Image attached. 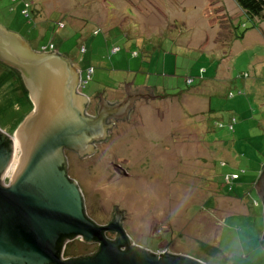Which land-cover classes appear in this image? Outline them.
<instances>
[{
  "label": "rangeland",
  "instance_id": "1",
  "mask_svg": "<svg viewBox=\"0 0 264 264\" xmlns=\"http://www.w3.org/2000/svg\"><path fill=\"white\" fill-rule=\"evenodd\" d=\"M248 25L233 0H0V26L36 47L52 44L76 75L92 70L77 87L92 95L88 114L99 93L123 102L130 82L131 92L158 96L134 99L92 155L62 150L95 224L116 206L132 244L152 253L264 264L254 189L264 164V21L243 33ZM32 108L0 64V133L12 138ZM79 239L63 243L62 259L97 250Z\"/></svg>",
  "mask_w": 264,
  "mask_h": 264
},
{
  "label": "water",
  "instance_id": "2",
  "mask_svg": "<svg viewBox=\"0 0 264 264\" xmlns=\"http://www.w3.org/2000/svg\"><path fill=\"white\" fill-rule=\"evenodd\" d=\"M0 62L20 73L33 104L12 135L20 156L8 185L1 178L12 156V138L0 133V264H202L167 249L155 254L130 243L121 228L124 211L116 206L109 224L96 225L85 215L76 183L66 176L63 148L75 149L80 158L92 155V144L105 138L108 118L127 121L139 97L136 86L131 92L126 86L131 82L124 84L125 98L119 103H107L99 93V116L90 118L83 115L86 99L77 92L79 77L60 54L36 53L0 26ZM141 92L145 99L158 97L152 89ZM254 189L262 206L258 244L264 253V164ZM106 232L117 233V240L106 239ZM72 238L95 241L98 251L63 260V243Z\"/></svg>",
  "mask_w": 264,
  "mask_h": 264
},
{
  "label": "flooded vegetation",
  "instance_id": "3",
  "mask_svg": "<svg viewBox=\"0 0 264 264\" xmlns=\"http://www.w3.org/2000/svg\"><path fill=\"white\" fill-rule=\"evenodd\" d=\"M22 39V38H21ZM22 41H24L29 47H30V49L32 50V49H34V44H32V42L31 41H26V40H24V39H22ZM43 46H45V45H43ZM42 46V44L41 45H39V48H40V50H41V48L43 47ZM57 53L56 51H54V49H52L51 51H48V50H46V51H43V50H41V52H39V53H42V54H49V53ZM0 64L1 65H3V66H5V68L6 69H9V71H11L12 70V72L13 73H15L20 79H21V81H22V78H21V75H20V73L17 71V70H15V69H13V68H10V67H8L6 64H4V63H1L0 62ZM78 77H79V75H78ZM22 83H23V81H22ZM23 85H24V83H23ZM25 86V85H24ZM136 90H135V94H137V96H141L140 94H142V92L141 91H145V90H147V91H149V89L146 87H141V86H137L136 88H135ZM143 89V90H142ZM81 95V94H80ZM91 96L92 95H90V96H86V95H84V97L86 98V102L84 103V113H85V115L87 116V117H96L97 115L99 116V112H98V110H99V107H98V102H97V104H94V106H93V111H94V114H88V109H89V101H91ZM99 99H100V97H99ZM99 99H97V101H99ZM93 100H94V98H93ZM33 109V108H32ZM116 122H117V119H114V117L113 118H110V119H107V130L105 131V138L103 139V140H99V141H97V143H102V141H104L105 139H106V137H107V134H109V132H108V130H110L111 128H113L115 125H116ZM93 144H96V142L95 143H93ZM63 150H64V153H66V152H72V153H74L76 150L75 149H72V148H63ZM76 153V152H75ZM66 159V158H65ZM67 167H69L68 166V163H66V170H67ZM68 179H70L69 177H68ZM113 219V218H112ZM112 219L107 223V224H109L111 221H112ZM92 221V220H91ZM93 222V221H92ZM94 223V222H93ZM97 225V224H96ZM107 233V232H106ZM106 233H104V236H105V234ZM111 234H114V236H115V239H114V241H116L117 240V233H113V232H111ZM128 237V239H129V241H130V243H131V240H130V237L129 236H127ZM68 239H66V241H67ZM91 243H95V244H97V250L93 253V254H91V255H89V256H92V255H94L97 251H98V248H99V244L97 243V242H95V241H92ZM63 260H66V259H63Z\"/></svg>",
  "mask_w": 264,
  "mask_h": 264
},
{
  "label": "trees",
  "instance_id": "4",
  "mask_svg": "<svg viewBox=\"0 0 264 264\" xmlns=\"http://www.w3.org/2000/svg\"><path fill=\"white\" fill-rule=\"evenodd\" d=\"M233 1L240 8V10L242 11V15L244 16V18L249 23L248 27L244 28L243 33L248 31V30L256 28L257 24L264 21V0H233ZM234 34H235V38H237V39L238 38L241 39L243 37L242 33L240 34V37H238L236 35L237 32L236 33L234 32ZM16 77H18V76L16 75ZM18 79L21 81V79L19 77H18ZM23 93H24V95L21 98H23L26 103L30 104L26 93L25 92H23ZM224 176L228 177L227 174ZM61 246H62V244L59 245V250H60Z\"/></svg>",
  "mask_w": 264,
  "mask_h": 264
},
{
  "label": "built area",
  "instance_id": "5",
  "mask_svg": "<svg viewBox=\"0 0 264 264\" xmlns=\"http://www.w3.org/2000/svg\"><path fill=\"white\" fill-rule=\"evenodd\" d=\"M25 15H27L25 12H24ZM53 49V45L52 44H48V45H45L41 48V50L43 51H51ZM92 73V70L91 69H86L85 70V76L84 75H80L79 76V82H78V89L83 86L89 79H90V75ZM164 251H158V254H161L163 253ZM62 257V256H61Z\"/></svg>",
  "mask_w": 264,
  "mask_h": 264
},
{
  "label": "bare ground",
  "instance_id": "6",
  "mask_svg": "<svg viewBox=\"0 0 264 264\" xmlns=\"http://www.w3.org/2000/svg\"><path fill=\"white\" fill-rule=\"evenodd\" d=\"M80 76V75H79ZM12 157H11V163H9L10 165H8L9 167H7L8 169L5 171V175H9L10 176V173L12 171V168H13V164H14V161L19 157V152H20V149L18 148V146L16 145L15 141L13 140L12 138ZM18 154V155H17ZM14 155V156H13Z\"/></svg>",
  "mask_w": 264,
  "mask_h": 264
},
{
  "label": "crops",
  "instance_id": "7",
  "mask_svg": "<svg viewBox=\"0 0 264 264\" xmlns=\"http://www.w3.org/2000/svg\"><path fill=\"white\" fill-rule=\"evenodd\" d=\"M34 44H35V48L32 49V51H34V52H36V53L41 52V50H40V48L38 47V45H37V47H38V49H37V47H36V43H34ZM42 46H43V45H42ZM86 69H88V68H85V70H86ZM81 74H82V73L80 72L79 75H81ZM131 87H134V86L131 85Z\"/></svg>",
  "mask_w": 264,
  "mask_h": 264
},
{
  "label": "clouds",
  "instance_id": "8",
  "mask_svg": "<svg viewBox=\"0 0 264 264\" xmlns=\"http://www.w3.org/2000/svg\"><path fill=\"white\" fill-rule=\"evenodd\" d=\"M79 92V91H78ZM80 93V92H79Z\"/></svg>",
  "mask_w": 264,
  "mask_h": 264
}]
</instances>
